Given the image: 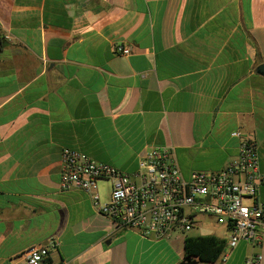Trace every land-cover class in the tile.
<instances>
[{
	"label": "crops",
	"instance_id": "1",
	"mask_svg": "<svg viewBox=\"0 0 264 264\" xmlns=\"http://www.w3.org/2000/svg\"><path fill=\"white\" fill-rule=\"evenodd\" d=\"M0 37V264L51 243L45 264L186 258L184 236L118 230L91 194L62 190L64 149L133 175L146 150L170 147L189 177L236 161L238 131L264 174V0H0ZM110 189L98 184L102 202ZM260 254L264 237L197 264Z\"/></svg>",
	"mask_w": 264,
	"mask_h": 264
},
{
	"label": "built area",
	"instance_id": "2",
	"mask_svg": "<svg viewBox=\"0 0 264 264\" xmlns=\"http://www.w3.org/2000/svg\"><path fill=\"white\" fill-rule=\"evenodd\" d=\"M117 54L129 56L130 50L116 45ZM239 157L217 172L195 171L185 177L170 147L151 148L144 152L139 170L133 175L100 163L71 149L62 152L61 189L82 190L92 195L98 213L110 218L116 229L133 230L154 241L186 237L203 218L225 227L229 236L222 260L240 242L260 245L264 237V204L258 201L264 186L258 148L253 140L238 131ZM110 185V196L101 201L98 184ZM250 201V203H247ZM37 246L27 255L28 264H44L51 248ZM263 256L247 259L260 264Z\"/></svg>",
	"mask_w": 264,
	"mask_h": 264
},
{
	"label": "trees",
	"instance_id": "3",
	"mask_svg": "<svg viewBox=\"0 0 264 264\" xmlns=\"http://www.w3.org/2000/svg\"><path fill=\"white\" fill-rule=\"evenodd\" d=\"M4 45V40L0 37V50L4 47ZM226 248L227 239L219 238L215 235L198 237L188 235L185 237L184 241L185 257L199 262H217L226 251Z\"/></svg>",
	"mask_w": 264,
	"mask_h": 264
},
{
	"label": "rangeland",
	"instance_id": "4",
	"mask_svg": "<svg viewBox=\"0 0 264 264\" xmlns=\"http://www.w3.org/2000/svg\"><path fill=\"white\" fill-rule=\"evenodd\" d=\"M108 182H99V188L103 189L104 186H108ZM203 230H193L192 234L193 235H198V234H207V233H217L218 235L224 236V233L222 230H224L223 226H220L216 224L212 219L210 218H204L203 219V224H202Z\"/></svg>",
	"mask_w": 264,
	"mask_h": 264
},
{
	"label": "water",
	"instance_id": "5",
	"mask_svg": "<svg viewBox=\"0 0 264 264\" xmlns=\"http://www.w3.org/2000/svg\"><path fill=\"white\" fill-rule=\"evenodd\" d=\"M260 71H261V72H264V66H262V67L260 68ZM197 262H198V261L193 260V259H191V258H185L184 261L182 262V264H197Z\"/></svg>",
	"mask_w": 264,
	"mask_h": 264
}]
</instances>
